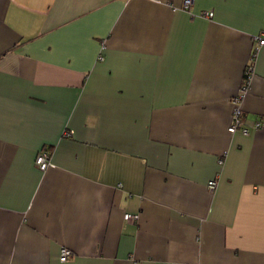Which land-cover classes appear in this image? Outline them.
<instances>
[{"label": "crops", "instance_id": "1", "mask_svg": "<svg viewBox=\"0 0 264 264\" xmlns=\"http://www.w3.org/2000/svg\"><path fill=\"white\" fill-rule=\"evenodd\" d=\"M258 37L264 0H0V264H264Z\"/></svg>", "mask_w": 264, "mask_h": 264}, {"label": "built area", "instance_id": "2", "mask_svg": "<svg viewBox=\"0 0 264 264\" xmlns=\"http://www.w3.org/2000/svg\"><path fill=\"white\" fill-rule=\"evenodd\" d=\"M193 0H183V7L184 8H189L190 5L192 4ZM201 15L210 18L212 16V11H203L200 13ZM264 42V38H260L258 37V41H257V45H260ZM255 49H257V46L255 47ZM251 67L252 66H248L247 68V74L250 73L251 71ZM246 88V85H243L240 89V91L238 92L237 95H235L232 98V103H233V110H232V116H231V123L228 127V130L230 132H235L237 130H239L241 133L243 134H248L249 132V128L243 123L242 119H241V111H240V107L238 105L240 98L244 92ZM254 127H259L264 125V121L261 120H256L254 122ZM35 164L41 169H45L50 163L48 161V159L46 158V153L45 152H40L36 155L35 157ZM217 185V180L216 178L210 179L207 182V187L211 190L215 189ZM124 218L126 220H134L137 218L136 214H130V213H125L124 214ZM71 255V250L67 247H62L61 251H60V255H59V259L60 261H65L67 260V258Z\"/></svg>", "mask_w": 264, "mask_h": 264}]
</instances>
